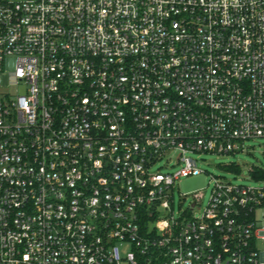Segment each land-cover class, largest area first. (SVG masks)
<instances>
[{"label": "built area", "instance_id": "built-area-1", "mask_svg": "<svg viewBox=\"0 0 264 264\" xmlns=\"http://www.w3.org/2000/svg\"><path fill=\"white\" fill-rule=\"evenodd\" d=\"M3 74L0 264H264L262 169L173 211L264 136V0H0Z\"/></svg>", "mask_w": 264, "mask_h": 264}, {"label": "rangeland", "instance_id": "rangeland-1", "mask_svg": "<svg viewBox=\"0 0 264 264\" xmlns=\"http://www.w3.org/2000/svg\"><path fill=\"white\" fill-rule=\"evenodd\" d=\"M17 89L16 85L8 84L7 75L3 74L0 93L14 96L18 92ZM243 146L242 150L226 154L200 152L197 155L200 172L184 175L175 181L173 211L178 213L188 209L196 194L198 204L192 211L200 214L211 195L215 178L232 183L261 184L262 179L254 177L250 169H262L264 172V136L248 138L244 140Z\"/></svg>", "mask_w": 264, "mask_h": 264}]
</instances>
